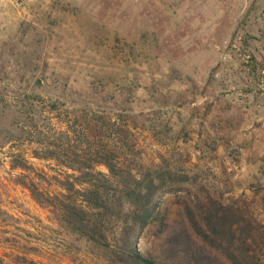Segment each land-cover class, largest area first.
<instances>
[{
  "label": "rangeland",
  "instance_id": "1",
  "mask_svg": "<svg viewBox=\"0 0 264 264\" xmlns=\"http://www.w3.org/2000/svg\"><path fill=\"white\" fill-rule=\"evenodd\" d=\"M92 113L120 116L144 162L189 177L162 193L142 256L231 264L194 233L188 194L264 234V0H0V264L108 262L29 192L63 193L60 165L34 152Z\"/></svg>",
  "mask_w": 264,
  "mask_h": 264
},
{
  "label": "trees",
  "instance_id": "2",
  "mask_svg": "<svg viewBox=\"0 0 264 264\" xmlns=\"http://www.w3.org/2000/svg\"><path fill=\"white\" fill-rule=\"evenodd\" d=\"M89 116L83 124L72 119L49 142L40 139L34 157L60 165L65 177L57 187L63 193L31 189L30 196L38 206L50 209L65 232L106 250V264H154L138 252L136 239L151 224L162 226L164 214L158 208L162 193L176 194L190 184L189 177L163 162L161 155L155 163L144 162L120 116ZM99 165L105 173L95 171ZM187 199L178 203L204 243L231 264H264V254L259 256L264 234L237 208L208 193L188 194Z\"/></svg>",
  "mask_w": 264,
  "mask_h": 264
}]
</instances>
